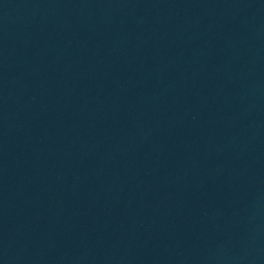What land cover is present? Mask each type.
Here are the masks:
<instances>
[{"label": "water", "instance_id": "water-1", "mask_svg": "<svg viewBox=\"0 0 264 264\" xmlns=\"http://www.w3.org/2000/svg\"><path fill=\"white\" fill-rule=\"evenodd\" d=\"M0 264H264V0H0Z\"/></svg>", "mask_w": 264, "mask_h": 264}]
</instances>
